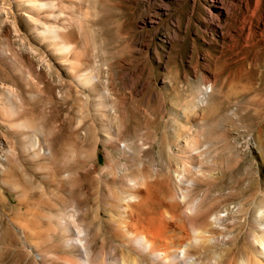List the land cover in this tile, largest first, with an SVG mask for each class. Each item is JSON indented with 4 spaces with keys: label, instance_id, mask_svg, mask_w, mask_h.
Segmentation results:
<instances>
[{
    "label": "rangeland",
    "instance_id": "1",
    "mask_svg": "<svg viewBox=\"0 0 264 264\" xmlns=\"http://www.w3.org/2000/svg\"><path fill=\"white\" fill-rule=\"evenodd\" d=\"M130 182L261 235L264 0H0V264H122Z\"/></svg>",
    "mask_w": 264,
    "mask_h": 264
},
{
    "label": "bare ground",
    "instance_id": "2",
    "mask_svg": "<svg viewBox=\"0 0 264 264\" xmlns=\"http://www.w3.org/2000/svg\"><path fill=\"white\" fill-rule=\"evenodd\" d=\"M195 156L190 153L189 159L192 168L199 170ZM185 179L180 177L184 185L182 197L186 194L184 190L195 181ZM135 187L131 182L123 186L128 194L122 198L118 227L128 253L122 264H264V223L261 235L254 233L251 240H247L246 236L225 227L224 222L229 221V217L201 214L199 201L180 205L176 211L165 209L158 217L138 213L133 209L137 203L129 194ZM72 222H64L68 236L64 246L75 250L77 258L74 261L56 258L54 263L95 264L86 250L84 230Z\"/></svg>",
    "mask_w": 264,
    "mask_h": 264
}]
</instances>
